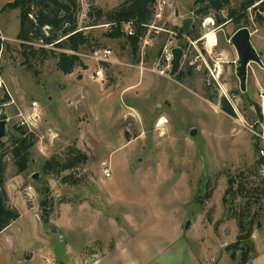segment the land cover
Returning <instances> with one entry per match:
<instances>
[{
  "label": "rangeland",
  "instance_id": "obj_1",
  "mask_svg": "<svg viewBox=\"0 0 264 264\" xmlns=\"http://www.w3.org/2000/svg\"><path fill=\"white\" fill-rule=\"evenodd\" d=\"M10 1L0 0V115L7 120L0 151L18 137L14 124L32 132L33 145L24 173L7 162L3 186L20 216L0 231V264H239L238 249L234 260L225 251L238 232L222 198L228 177L264 187V106L238 82L231 84L223 50L236 25L217 26L211 14L195 16V0H165L162 18L149 21L163 30L147 31L135 54L124 37L107 36L113 24L103 19L88 26L92 6L110 11L122 0H77L78 28L91 40L77 53L85 67L63 74L51 45L24 48L16 38L20 11L5 10ZM245 1L229 0V6L238 9ZM220 14L226 17L227 10ZM239 15V24L252 29L251 9ZM186 17L199 34L194 46L173 28ZM210 31L212 49L201 39ZM170 40L171 47L185 50L176 74L192 66L191 75L177 78L170 68L158 73ZM102 48L112 50L113 62L103 65L99 82L91 79L98 66L91 54ZM221 97L233 114L220 108ZM161 118L166 121L158 125ZM71 145L89 160L61 175L79 183L44 174L43 161ZM103 160L111 169L108 178L101 173ZM250 198L255 224L262 223L250 236L255 248L264 228V195ZM47 199L53 204L43 208Z\"/></svg>",
  "mask_w": 264,
  "mask_h": 264
},
{
  "label": "trees",
  "instance_id": "obj_2",
  "mask_svg": "<svg viewBox=\"0 0 264 264\" xmlns=\"http://www.w3.org/2000/svg\"><path fill=\"white\" fill-rule=\"evenodd\" d=\"M155 0H122V2L110 11H103L98 7H91L87 15L92 19L88 26L96 25L100 20L107 21L112 25L111 31L107 36L111 38L124 37L125 42L132 48L135 54L138 51V42L145 37L148 24L152 18L153 4ZM229 0H195L194 5L198 8L193 13L195 16L212 15L215 25L224 26L231 22L236 27L248 26L246 22L239 24L241 18L239 15L245 9H251L252 21L261 23L264 21V0H247L241 3L238 9L229 6ZM18 8L19 26L16 38L22 42L24 48H28L25 43H41L43 45H51L55 50H51L50 54L55 59V66L63 74H69L77 66H83L82 59L77 54L83 47L89 45L91 37L85 33L84 29L78 28L77 13L79 5L77 0H13L4 5V9ZM227 10V16H221V10ZM132 22L134 33L127 35L122 31V24ZM117 24L118 26H114ZM192 24V23H191ZM194 24L190 25L187 37L192 40L199 38V34L193 29ZM182 35L180 27H173ZM2 40L0 38V50ZM45 53V49H39ZM85 67V66H83ZM193 73L192 66L187 71H179L177 78ZM210 99H214L209 97ZM2 103L6 99L1 100ZM220 108L228 114H233V109L228 101L221 97L218 99ZM14 129L18 134L11 144L0 151V231L4 230L13 221H15L20 213L17 208L9 203V197L4 189V173L7 162L9 161L15 168L16 173H24L29 164V150L33 145L31 140L32 132H28L24 126L14 124ZM1 140V139H0ZM89 157L75 146H68L62 152L51 155L46 158L41 166L44 174L53 175L61 183L77 184L79 179H71L70 175H61L66 170H72L78 164L85 163ZM262 186L264 181L262 180ZM228 186L222 198V204L229 213V218H233L237 226V236L235 241L225 247V251L229 252L231 260L237 258L235 249L240 251L238 256L239 264H246L256 251L251 241V233L254 227L259 229L262 223H256L251 210L250 197L255 194L264 195V187H248L245 182L239 179L228 177ZM228 194L231 199H228ZM240 198L241 201L236 205L232 201ZM50 202V201H49ZM52 202L48 203V199L41 202V205L52 206ZM45 210V209H43ZM49 215L48 211L42 214L46 220ZM234 248V249H233Z\"/></svg>",
  "mask_w": 264,
  "mask_h": 264
},
{
  "label": "crops",
  "instance_id": "obj_3",
  "mask_svg": "<svg viewBox=\"0 0 264 264\" xmlns=\"http://www.w3.org/2000/svg\"><path fill=\"white\" fill-rule=\"evenodd\" d=\"M252 24H253L252 29H249L250 26H246V27L249 29L250 42L258 54L261 64H257L255 62H250L248 64L246 89L244 92H246L248 98H250L251 100L253 99L256 100V99H261L259 96V89L262 88L264 92V21L259 24L252 21ZM237 29L238 27L235 26L234 30L230 33L229 38ZM215 45H213V47ZM223 51L228 59L229 67H231V73L229 75L232 79L231 84H234V82H238V86H239V81L236 76V67L238 65L237 53L230 42ZM216 71L217 73L219 72L220 74V66L216 67ZM261 100L263 101V104L260 105L263 107L264 99ZM263 126H264V120H263ZM263 132H264V128L261 133ZM255 250H256V254L251 259L255 262V264H264V228H262L260 232H258L256 235Z\"/></svg>",
  "mask_w": 264,
  "mask_h": 264
},
{
  "label": "water",
  "instance_id": "obj_4",
  "mask_svg": "<svg viewBox=\"0 0 264 264\" xmlns=\"http://www.w3.org/2000/svg\"><path fill=\"white\" fill-rule=\"evenodd\" d=\"M192 22L191 17H186L181 22L182 35L187 36ZM229 42L234 47L237 53L238 65L236 67V76L239 81V88L242 92L246 89L247 66L250 62L261 64L259 56L250 42V32L246 26L239 27L229 38ZM172 60L170 74L173 76L179 69L181 58L183 56V49L180 46H175L171 49ZM5 111V106L0 105V114ZM6 122L5 118L0 115V139L6 136ZM195 129L190 131V135H195ZM37 175L34 174L33 178ZM188 222L185 227L188 226ZM55 228L52 229L54 231Z\"/></svg>",
  "mask_w": 264,
  "mask_h": 264
},
{
  "label": "built area",
  "instance_id": "obj_5",
  "mask_svg": "<svg viewBox=\"0 0 264 264\" xmlns=\"http://www.w3.org/2000/svg\"><path fill=\"white\" fill-rule=\"evenodd\" d=\"M165 4H166L165 0L161 1V3H158V4H157V0H155V2L153 4V10L154 11L152 13V18H151L152 21H157V20H160L162 18V12L164 11ZM211 23L213 24L212 21H211ZM144 26L147 27V31H149V32L158 33L159 31L163 30L162 28L151 25L150 23L144 24ZM122 31L125 32L127 35H132L134 33V30L132 27V22L129 21V22L123 23L122 24ZM204 36H202L201 39H205ZM146 37H147V33L145 35V38ZM184 37H186V36H184ZM189 42L192 46H194L196 43L195 40H189ZM205 42H207V41H205ZM171 43H172L171 40L168 41L162 49L161 60H162V66L165 65V67L160 69V71L158 72L159 74H165V68H167V69L170 68V70H171V60H172L171 49L173 48V47H171ZM182 49H184V48H182ZM112 53L113 52L110 48H102V49L95 50L92 52L91 58H93L97 62L98 66L92 72L91 79L99 80V82L104 81L105 76H104V71H103V65L107 64L109 62H113L112 58H111ZM183 53H185V50L183 51ZM4 86H5L4 82L0 78V89L3 88ZM259 96L261 99H264V92H263L262 88L259 89ZM259 137L262 140H264V132L262 134H259ZM259 152L261 155H264V150L262 148L259 150ZM100 169H101V173H102L103 177L108 178L111 176V169H110V166L106 160H103L100 162ZM32 189L33 188L31 186H28V191H31Z\"/></svg>",
  "mask_w": 264,
  "mask_h": 264
},
{
  "label": "bare ground",
  "instance_id": "obj_6",
  "mask_svg": "<svg viewBox=\"0 0 264 264\" xmlns=\"http://www.w3.org/2000/svg\"><path fill=\"white\" fill-rule=\"evenodd\" d=\"M204 38L206 39L207 43L206 46L209 49L210 47H213V45L215 44V38H214V34L212 31L208 32ZM212 49V48H211ZM166 120L161 118L158 122V125H161L162 123H164ZM163 125V124H162Z\"/></svg>",
  "mask_w": 264,
  "mask_h": 264
}]
</instances>
